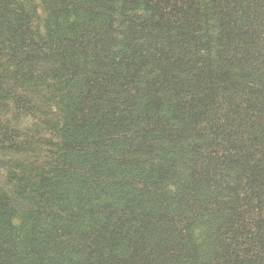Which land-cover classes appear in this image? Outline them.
<instances>
[{"label": "trees", "instance_id": "16d2710c", "mask_svg": "<svg viewBox=\"0 0 264 264\" xmlns=\"http://www.w3.org/2000/svg\"><path fill=\"white\" fill-rule=\"evenodd\" d=\"M0 264H264V0H0Z\"/></svg>", "mask_w": 264, "mask_h": 264}]
</instances>
